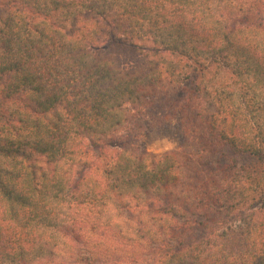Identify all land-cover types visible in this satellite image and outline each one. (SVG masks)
Here are the masks:
<instances>
[{
  "label": "trees",
  "instance_id": "obj_1",
  "mask_svg": "<svg viewBox=\"0 0 264 264\" xmlns=\"http://www.w3.org/2000/svg\"><path fill=\"white\" fill-rule=\"evenodd\" d=\"M0 264H264V0H0Z\"/></svg>",
  "mask_w": 264,
  "mask_h": 264
},
{
  "label": "rangeland",
  "instance_id": "obj_2",
  "mask_svg": "<svg viewBox=\"0 0 264 264\" xmlns=\"http://www.w3.org/2000/svg\"><path fill=\"white\" fill-rule=\"evenodd\" d=\"M116 54L119 61L125 64L138 60L137 53L130 47H122L117 50ZM154 114L152 111L143 109L133 111L126 128L115 137L114 142L124 144L130 149L142 150L150 155L165 154L182 149L186 144L182 124L179 121L166 122L161 117L158 118L157 116L163 115L160 111L158 114ZM80 147L83 152L87 149L90 151L85 155V160L95 164V167L103 165L97 148L90 146L89 142ZM85 169L82 164L74 167L75 173H84Z\"/></svg>",
  "mask_w": 264,
  "mask_h": 264
}]
</instances>
